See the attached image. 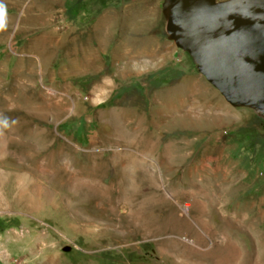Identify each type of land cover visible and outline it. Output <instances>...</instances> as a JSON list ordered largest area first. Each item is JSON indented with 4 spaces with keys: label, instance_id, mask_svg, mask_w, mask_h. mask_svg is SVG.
Returning <instances> with one entry per match:
<instances>
[{
    "label": "rangeland",
    "instance_id": "obj_1",
    "mask_svg": "<svg viewBox=\"0 0 264 264\" xmlns=\"http://www.w3.org/2000/svg\"><path fill=\"white\" fill-rule=\"evenodd\" d=\"M143 2L165 56L111 75L98 21ZM165 3L0 0V264H264V113L207 81Z\"/></svg>",
    "mask_w": 264,
    "mask_h": 264
},
{
    "label": "water",
    "instance_id": "obj_2",
    "mask_svg": "<svg viewBox=\"0 0 264 264\" xmlns=\"http://www.w3.org/2000/svg\"><path fill=\"white\" fill-rule=\"evenodd\" d=\"M167 35L232 106L264 113V0H166Z\"/></svg>",
    "mask_w": 264,
    "mask_h": 264
},
{
    "label": "bare ground",
    "instance_id": "obj_3",
    "mask_svg": "<svg viewBox=\"0 0 264 264\" xmlns=\"http://www.w3.org/2000/svg\"><path fill=\"white\" fill-rule=\"evenodd\" d=\"M148 5V2H143L141 5L136 4L135 9H131L129 12L128 9L122 11L117 18L115 17V19H99L96 26L97 29L96 31L94 30V35L96 36L97 42L100 46L105 43L114 45V59L109 63V66H107V68L111 69V75H119L121 77L125 76L129 72L126 66H129V64L142 57L159 61V58H163L165 56V54L163 53V46L157 45V41L151 36L152 31L147 29L146 27L147 24L151 22L148 19L150 16L148 12ZM141 23L143 24V26H141L140 28H136L135 25L132 27L133 24L140 25ZM86 46L87 47H84V43H82L81 46L77 45V52L75 51L76 54H79V58L82 62H86L87 70L96 72V75L104 73V70L98 69L97 66H91L93 64L99 65L100 56L98 53L93 61L94 63L92 64L90 62V59L88 58L91 55L89 54V46ZM72 73L77 74V70L74 68L72 70ZM180 90V87H174L169 90L159 91L158 93H155V97L163 107L172 103L174 99L178 98ZM127 103L128 105H126V107L129 109V112L131 114L138 115L142 114V112L145 111L140 108L139 103L137 104L133 101ZM148 116L151 120L152 118H154L153 122H155V116L157 117V113H155V111H149Z\"/></svg>",
    "mask_w": 264,
    "mask_h": 264
},
{
    "label": "clouds",
    "instance_id": "obj_4",
    "mask_svg": "<svg viewBox=\"0 0 264 264\" xmlns=\"http://www.w3.org/2000/svg\"><path fill=\"white\" fill-rule=\"evenodd\" d=\"M3 15H4V8L2 5H0V27H3ZM3 123L5 126L7 125L6 121H4Z\"/></svg>",
    "mask_w": 264,
    "mask_h": 264
}]
</instances>
